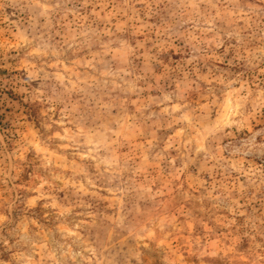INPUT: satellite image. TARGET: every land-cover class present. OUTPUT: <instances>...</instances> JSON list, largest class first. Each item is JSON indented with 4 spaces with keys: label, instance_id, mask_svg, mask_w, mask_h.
Segmentation results:
<instances>
[{
    "label": "rangeland",
    "instance_id": "rangeland-1",
    "mask_svg": "<svg viewBox=\"0 0 264 264\" xmlns=\"http://www.w3.org/2000/svg\"><path fill=\"white\" fill-rule=\"evenodd\" d=\"M0 264H264V0H0Z\"/></svg>",
    "mask_w": 264,
    "mask_h": 264
}]
</instances>
